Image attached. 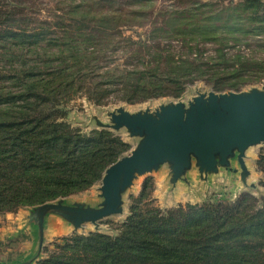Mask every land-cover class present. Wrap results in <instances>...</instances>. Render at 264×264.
<instances>
[{
	"label": "trees",
	"instance_id": "1",
	"mask_svg": "<svg viewBox=\"0 0 264 264\" xmlns=\"http://www.w3.org/2000/svg\"><path fill=\"white\" fill-rule=\"evenodd\" d=\"M4 2L0 10V215L89 189L128 149L109 130L85 133L62 121L67 101L83 96L101 105L112 96L127 103L168 94L177 98L199 73L231 71L234 76L239 71L235 63L241 73L252 66L264 68V62L240 61V53L230 58L226 41L219 42L212 25L194 30L203 38L216 39L213 56L196 55L199 40L195 38L183 40L188 53L176 56L167 44L154 46L142 36L134 40L122 35L118 26L123 14L134 21L146 19L143 8L121 12L98 10L105 1L74 2L64 16H55L60 21L56 25L62 27L56 32L46 21L42 24L47 29L17 26L16 6ZM240 6L252 11L249 17L255 29L264 30V3L242 0ZM205 19L211 22L214 17ZM177 32L178 36L185 33ZM121 42L144 50L132 56L138 61L130 67L109 58ZM190 42L195 45L188 46ZM256 167L264 173V155ZM147 188L145 181L116 235L61 238L38 264H264V206L252 195L163 212L145 203Z\"/></svg>",
	"mask_w": 264,
	"mask_h": 264
},
{
	"label": "rangeland",
	"instance_id": "2",
	"mask_svg": "<svg viewBox=\"0 0 264 264\" xmlns=\"http://www.w3.org/2000/svg\"><path fill=\"white\" fill-rule=\"evenodd\" d=\"M16 6L17 26L32 30L47 29V26L42 24L43 21L49 22V28L52 31L61 30L56 23L60 21L55 17L64 16L71 9L73 3L95 2L101 3L102 9L119 10L121 12L140 11L141 8L147 14L146 19H136L130 15L123 14V23L118 27L122 35L132 37L137 40V36H142L148 40L150 45L167 44L171 47V51L176 55L185 56L188 49L183 44V40L195 38L197 42L198 53L202 58H207L215 54V49L218 48V42L215 38H203L202 35L194 30L204 26L212 25L217 29V39L219 42L225 40L226 52L230 58L235 54L240 53V61L249 59L256 61L259 65L264 62V30H256L254 23L249 15L252 11H244L240 6L242 0H6ZM264 3V0H260ZM4 0H0V10L4 9L2 4ZM104 4V5H103ZM205 4V5H203ZM213 16L214 20L206 21V17ZM175 17L176 21L171 22V18ZM68 18V17H67ZM79 21V20H78ZM68 23V21H65ZM48 28V29H49ZM161 29V30H159ZM179 30H184L182 36H178ZM196 31V32H194ZM188 32H194L188 34ZM185 35L187 37H185ZM122 47L116 49L114 53L109 52V58L115 64L120 66L130 67L135 64L138 59L133 55H140L144 50L139 51V46L130 48L126 42H121ZM194 42H190L188 46H194ZM127 46V47H126ZM194 56V55H193ZM149 58V57H147ZM263 60V61H261ZM1 64V63H0ZM236 64L238 74L233 76L231 71H225L215 74L213 71L200 74L199 77L184 86L183 91L177 98L171 95L161 96L157 98L147 99L145 101L127 103L121 101L118 97L112 96L101 105H96L89 102L83 96H77L72 100L67 101L62 106L64 116L62 121L68 123L72 128L79 129L82 132L90 133L94 130H100L94 123V118L103 123H108L109 118L107 113L115 110L118 107H123L129 112H137L141 110H154L161 104L168 102H188L192 97L199 93L227 92V91H242L252 87H264V68L250 67L241 73L240 65ZM264 67V65H263ZM221 68H224L222 66ZM232 67L229 68L231 70ZM205 70V67H202ZM236 86V88H235ZM128 145V149L123 153L129 154L134 148L136 139H131L127 136L124 130L115 133ZM264 155V146L259 145L250 148L245 157V162L250 171V176L247 180L248 184H253L254 190L243 187L238 176L232 173L221 171L216 177H211L212 180L208 184L200 183L197 174L193 171L190 174L191 184L186 187L180 183L175 189L168 185L167 168L163 167L158 173H152L138 178L135 181L132 189L124 197V212L120 216H113L103 219L98 222L95 227L91 224L84 225L80 230L73 234L70 228H62L59 230L54 223L48 224L45 241L42 248L41 260L45 259L48 251H53L54 246L60 243V239L70 237L75 234L88 235L95 232L114 236L118 233L121 225L130 216V208L133 203V198L138 197L142 190L143 184L147 181V198L145 203L159 208L165 212L175 210L178 207L189 205L201 206L207 202L227 203L237 200L242 194L247 193L257 199L258 205L264 206V173L257 170L256 161L260 156ZM100 182L89 189L69 195L65 198L67 204L73 202H84L95 207L100 201L98 188ZM27 209L21 208L14 213L0 215V256L13 258L18 256L25 250L27 246V235L22 236V240H16L11 236L13 233L7 232L11 237H2V233L12 229L15 225L11 221L13 217L26 216ZM19 239V238H18ZM36 242L31 246L30 252H35ZM13 256V257H12Z\"/></svg>",
	"mask_w": 264,
	"mask_h": 264
},
{
	"label": "water",
	"instance_id": "3",
	"mask_svg": "<svg viewBox=\"0 0 264 264\" xmlns=\"http://www.w3.org/2000/svg\"><path fill=\"white\" fill-rule=\"evenodd\" d=\"M107 116L108 123L93 119L98 129L114 134L124 130L136 144L103 172L98 188L101 201L93 207L84 202L67 204L65 198H58L25 207L28 214L17 217L20 227L12 236L27 235L29 245L11 260L1 258V264L39 261L46 229L53 219L74 234L86 224L97 227L103 219L122 215L124 197L135 181L163 167L173 189L180 183L189 187L193 171L203 185L226 171L237 175L243 187L254 190L255 186L247 183L250 171L245 157L250 148L264 146V87L199 93L186 103L168 102L154 110L129 112L118 107ZM34 242L36 250L31 253Z\"/></svg>",
	"mask_w": 264,
	"mask_h": 264
},
{
	"label": "crops",
	"instance_id": "4",
	"mask_svg": "<svg viewBox=\"0 0 264 264\" xmlns=\"http://www.w3.org/2000/svg\"><path fill=\"white\" fill-rule=\"evenodd\" d=\"M11 221H13L12 223L15 225L12 229H9V230H7V231H5V232H3L2 233V237H4L5 236V238H6V236L7 237H11V236H9V235H7V232H10V233H14V232H16L17 231V229L20 227V223H17V217H13V215H11ZM53 221V223H54V225L55 226H57L58 228H59V230H61L62 229V226L60 225V223H59V221L58 220H56V219H53L52 220ZM16 240H22V237L21 238H16L15 237V241ZM30 239H27L26 241L28 242ZM29 245V243H27V246ZM13 257V256H12ZM1 258H4L6 261H8V260H11V259H13V258H8V257H6V256H3V257H1L0 256V260H1ZM0 264H1V262H0Z\"/></svg>",
	"mask_w": 264,
	"mask_h": 264
}]
</instances>
